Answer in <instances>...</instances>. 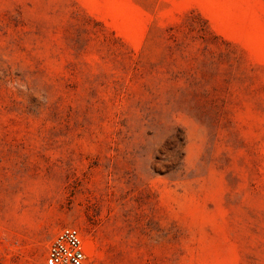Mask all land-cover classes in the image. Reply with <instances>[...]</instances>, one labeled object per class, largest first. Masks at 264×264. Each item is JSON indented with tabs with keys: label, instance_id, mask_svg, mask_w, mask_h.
Listing matches in <instances>:
<instances>
[{
	"label": "rangeland",
	"instance_id": "rangeland-1",
	"mask_svg": "<svg viewBox=\"0 0 264 264\" xmlns=\"http://www.w3.org/2000/svg\"><path fill=\"white\" fill-rule=\"evenodd\" d=\"M264 264V0H0V264Z\"/></svg>",
	"mask_w": 264,
	"mask_h": 264
},
{
	"label": "built area",
	"instance_id": "built-area-1",
	"mask_svg": "<svg viewBox=\"0 0 264 264\" xmlns=\"http://www.w3.org/2000/svg\"><path fill=\"white\" fill-rule=\"evenodd\" d=\"M44 264H88L78 229L59 230L47 248Z\"/></svg>",
	"mask_w": 264,
	"mask_h": 264
}]
</instances>
